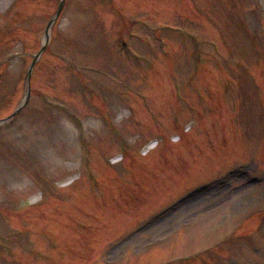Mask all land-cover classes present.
Returning a JSON list of instances; mask_svg holds the SVG:
<instances>
[{
    "label": "rangeland",
    "instance_id": "obj_1",
    "mask_svg": "<svg viewBox=\"0 0 264 264\" xmlns=\"http://www.w3.org/2000/svg\"><path fill=\"white\" fill-rule=\"evenodd\" d=\"M61 1L0 0V264H264V0Z\"/></svg>",
    "mask_w": 264,
    "mask_h": 264
},
{
    "label": "water",
    "instance_id": "obj_2",
    "mask_svg": "<svg viewBox=\"0 0 264 264\" xmlns=\"http://www.w3.org/2000/svg\"><path fill=\"white\" fill-rule=\"evenodd\" d=\"M60 8H61V4H60V6H59V8H58V10H57L56 16H57V14L59 13ZM56 16H55V17H56ZM52 22H53V21H52ZM52 22H50V23L52 24ZM51 24H50V25H51ZM50 25H49V26H50ZM43 49H44V46L41 47V49H40V51H39V54L43 51ZM19 108H20V106L18 107V109H19Z\"/></svg>",
    "mask_w": 264,
    "mask_h": 264
},
{
    "label": "bare ground",
    "instance_id": "obj_3",
    "mask_svg": "<svg viewBox=\"0 0 264 264\" xmlns=\"http://www.w3.org/2000/svg\"><path fill=\"white\" fill-rule=\"evenodd\" d=\"M68 136V135H67Z\"/></svg>",
    "mask_w": 264,
    "mask_h": 264
}]
</instances>
